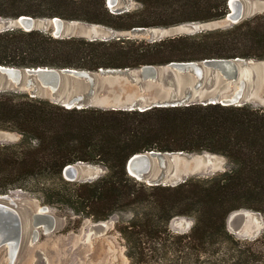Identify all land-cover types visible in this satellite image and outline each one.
Wrapping results in <instances>:
<instances>
[{"label":"trees","instance_id":"1","mask_svg":"<svg viewBox=\"0 0 264 264\" xmlns=\"http://www.w3.org/2000/svg\"><path fill=\"white\" fill-rule=\"evenodd\" d=\"M108 0H0V17H59L119 32L170 28L226 18L229 0H135L140 8L112 12ZM264 61V13L228 29L166 38H56L50 32L0 31V66L99 72L210 59ZM0 130L18 142L0 143V195L37 194L45 205L105 221L121 214L117 230L130 264H264V235L238 239L228 218L239 210L264 214V109L251 104H192L146 111L66 108L27 93H0ZM224 156L225 172L177 186H150L131 176L128 161L146 152ZM103 165L93 182L69 181V165ZM189 217L188 233L170 223ZM262 245V246H261Z\"/></svg>","mask_w":264,"mask_h":264},{"label":"rangeland","instance_id":"2","mask_svg":"<svg viewBox=\"0 0 264 264\" xmlns=\"http://www.w3.org/2000/svg\"><path fill=\"white\" fill-rule=\"evenodd\" d=\"M241 4L244 10L241 22L264 13V0H241ZM108 7L112 12H126L139 9L140 4L135 0H117L116 5H108ZM13 20L0 17V31L9 27ZM38 20L40 23L50 21V19ZM65 25L64 37L86 39L124 37L154 42V39L160 41L166 38L228 29L235 24L224 18L206 23H186L170 28L134 29L126 32L84 21H66ZM44 31L52 34V29H44ZM242 63H239L237 78H228L218 69L205 67L204 77L199 80L193 73L173 72L171 74L172 70L169 67L159 66L160 74L156 79H144L140 74L141 68L113 73L94 72L95 86L92 88L87 81L85 84L76 86L65 83L64 89L56 95L48 94V92L34 94L36 98L59 104L74 95L87 94L86 104H91L90 107L125 108L137 103L143 108L159 100L180 99L187 95H191V100L196 102L210 95L228 98L238 90L241 83H244L245 89L241 103L264 109V61L244 60ZM197 85L201 86L197 87ZM17 92L27 93L31 97L33 94L30 90L24 89ZM20 138L18 133L0 130V143H15ZM166 157L167 164L164 167H161L156 160L146 177L140 181L148 184L164 173L165 179L162 182L168 185L175 182L181 183L184 178L188 180L193 177H211L225 172L228 168L226 157L209 152L178 153ZM76 166L79 169L78 182L86 180L93 182L107 173V168L103 165L78 163ZM8 195L15 201L17 209L26 221L21 245L12 264H130L126 254L125 240L117 230L119 221L123 217L128 219V216L115 214L108 220L96 221L93 218L76 215L66 208L59 209L45 205L37 194L13 190ZM42 206L50 207L49 213L56 217L57 225L49 232L40 229L38 239L34 240V228L31 226L32 215ZM227 224L229 231L243 241H255L264 235V214L260 212L235 211L230 214ZM193 225L192 218L177 217L170 223V230L179 234L188 233ZM262 248L264 249V246ZM10 263V249L4 246L0 249V264Z\"/></svg>","mask_w":264,"mask_h":264},{"label":"water","instance_id":"3","mask_svg":"<svg viewBox=\"0 0 264 264\" xmlns=\"http://www.w3.org/2000/svg\"><path fill=\"white\" fill-rule=\"evenodd\" d=\"M234 4L233 7V3ZM108 5H116L117 0H108ZM230 12L227 14L226 19L231 21L232 24H238L244 17V10L241 4V0H229L228 2ZM125 11H116L114 13H123ZM66 21L56 17L50 19L45 23H40L38 19L31 16H21L18 19H14L10 26L2 31L21 29L27 32L34 30H50L52 29V35L56 38H71V36L64 37L66 29ZM44 27V28H43ZM42 28L43 30H41ZM135 30H144L143 28H137ZM46 32V31H44ZM94 38L92 40H96ZM157 41L154 39V42ZM244 59H210L202 62H173L168 65L173 72L180 73H193L199 80L204 77L205 67H213L218 69L223 75L228 78L236 77L239 69V63H242ZM254 62V60H250ZM243 64V63H242ZM244 65V64H243ZM159 66H145L141 68V76L144 79H156L159 74ZM128 70V69H127ZM116 71H122L117 69H101V73H113ZM95 73L85 70L77 69H55L49 67H39V68H15L0 66V88L2 87V92L6 91H19L21 89L30 90L33 94L32 97H36V92L46 93L51 95H56L64 89L66 85H82L87 81L90 87L95 86ZM199 84V83H198ZM201 85H197L199 87ZM245 89L244 83L239 85L238 90L228 98H220L216 95H210L205 99L196 102L191 100V95H187L184 98H175L169 100H159L152 104L145 105V107H139L137 103H133L130 107L116 108L123 110H140L146 111L155 107H179V106H189L192 104H216L221 103L223 105H242L241 100L243 98V91ZM35 93V94H34ZM93 93L92 91L90 92ZM87 94L74 95L68 100L62 102L66 108H88L92 106L91 104H86ZM55 101H58L55 99ZM184 152H179L183 154ZM178 153H162V152H146L133 156L127 163V170L129 174L138 180L144 179L148 172L152 169L156 160L159 161L161 167L167 164V155H175ZM78 164V163H77ZM63 176L69 181H77L79 178V169L74 165H69L63 171ZM165 179L164 173L158 178L148 182L150 186L166 185L163 184ZM187 179L184 178L181 183L186 182ZM85 182H92V180H86ZM180 183V182H179ZM179 183L168 184L170 186H177ZM49 206H42L38 211L32 215L31 226L34 228L33 238L37 240L39 237V230L44 229L45 231H52L56 228L57 219L50 212ZM26 221L22 217L21 212L17 209L15 201L9 195H0V249L7 246L10 249L11 263L16 258L19 251L23 230Z\"/></svg>","mask_w":264,"mask_h":264},{"label":"bare ground","instance_id":"4","mask_svg":"<svg viewBox=\"0 0 264 264\" xmlns=\"http://www.w3.org/2000/svg\"><path fill=\"white\" fill-rule=\"evenodd\" d=\"M233 1H234V0H233ZM232 3H233L232 5H233V7H234V4H236V2H232Z\"/></svg>","mask_w":264,"mask_h":264}]
</instances>
